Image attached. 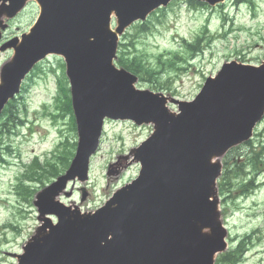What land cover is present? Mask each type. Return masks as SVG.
<instances>
[{
    "label": "water",
    "instance_id": "water-1",
    "mask_svg": "<svg viewBox=\"0 0 264 264\" xmlns=\"http://www.w3.org/2000/svg\"><path fill=\"white\" fill-rule=\"evenodd\" d=\"M0 1L11 4L0 7V17H13L27 0ZM38 1L42 14L35 28L21 44L13 40L1 49L14 48L16 56L2 72L0 111L40 58L62 54L80 144L66 175L38 196L36 205L45 223L19 264H213L214 255L226 248L215 197L221 165L213 159L249 137L262 116L264 66H228L217 80L207 82L196 102L182 107V114H170L164 99L135 92V79L113 66L118 34L170 0ZM113 12L119 23L116 32L110 29ZM5 28L0 21V38ZM105 117L130 118L138 124L153 121L156 132L136 150L143 166L139 179L105 207L81 214L56 197L69 180L87 179ZM48 214L55 215L58 224L46 218Z\"/></svg>",
    "mask_w": 264,
    "mask_h": 264
},
{
    "label": "rangeland",
    "instance_id": "rangeland-1",
    "mask_svg": "<svg viewBox=\"0 0 264 264\" xmlns=\"http://www.w3.org/2000/svg\"><path fill=\"white\" fill-rule=\"evenodd\" d=\"M38 15L39 7L31 1L15 18L7 20L3 17L9 24L4 39L28 32ZM204 30L207 35L202 44L203 53L189 61L190 64L181 65V71L170 73L172 88L178 92L177 98L193 99L205 79L215 76L228 61H245L254 65L264 61V0H255L254 7L228 0L214 8H193L185 1L175 2L167 8L164 16H160V21L154 19L152 30L138 38L135 45L148 55L150 61L161 53L179 52L185 56L183 39L194 41ZM129 34L134 35L135 30ZM211 37L214 39L207 47ZM12 56L13 51L0 54V70ZM59 63L55 57H50L41 64L43 71L37 70L32 75L26 91L16 102V117L12 116L6 124L0 125V264H17L16 256L23 253V247L34 239L40 226L34 205L36 195L29 196L26 191L18 189L26 171L23 164L32 162L34 156H39L43 163L54 160L52 155L62 142L68 140L72 144L77 141L69 115L58 117L56 121L49 116L62 114L56 107L58 73L53 71L55 68L61 70ZM143 87L152 89L149 83H144ZM260 126L254 135L259 137L258 141L243 146V151L248 152L245 157L251 158L261 151L264 123ZM152 131L153 125L137 127L129 121L107 120L99 151L90 163L89 180L70 183L67 190L71 195L66 197L63 193L59 200L68 206L76 205L83 212L103 206L118 189L138 176L139 165L131 161V151ZM244 152H235L232 157ZM122 156L130 159L123 168L118 167L109 174L110 165L117 163ZM236 165L230 161L228 169L234 171ZM239 166L238 170L243 172L239 176H233L235 172L231 174L232 185L227 194L219 192L221 219L229 229L231 248L245 236H251L242 264H264V167L254 173L250 163ZM49 179L51 176L43 180L45 186L35 182L27 184L39 192L50 184ZM249 182L255 186L251 185L249 192L243 191L241 185Z\"/></svg>",
    "mask_w": 264,
    "mask_h": 264
},
{
    "label": "trees",
    "instance_id": "trees-1",
    "mask_svg": "<svg viewBox=\"0 0 264 264\" xmlns=\"http://www.w3.org/2000/svg\"><path fill=\"white\" fill-rule=\"evenodd\" d=\"M140 30V28H139ZM194 47L191 46V49H193ZM118 64L132 72H134L135 74H137L142 80L146 78V76L148 77H154L155 81L161 86L160 84V78H159V75L161 74V71H159V69L155 68V67H150V66H147L146 64H144V62L140 59V58H129V54L128 52L126 51V49L124 48V45L123 44H120V50H119V55H118ZM67 105V104H66ZM68 108L71 107L70 105V102L68 103ZM264 152V150H263ZM262 153L260 154H255L254 157L256 160H258L259 156L261 155ZM60 161H61V165L62 167L65 169L68 164H69V158L68 157H61L60 158ZM38 168H40V166L37 165ZM63 168H59L57 165H51V169H52V173L54 176H57L59 175L62 171ZM49 170H47L48 172ZM38 178H40V175L38 174ZM226 178V177H225ZM224 178V179H225ZM223 179V180H224ZM225 181L226 179L224 180V183L220 184V187H222V190H223V187L225 185Z\"/></svg>",
    "mask_w": 264,
    "mask_h": 264
}]
</instances>
